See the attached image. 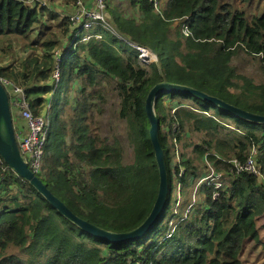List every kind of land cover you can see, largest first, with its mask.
<instances>
[{
    "label": "trees",
    "instance_id": "16d2710c",
    "mask_svg": "<svg viewBox=\"0 0 264 264\" xmlns=\"http://www.w3.org/2000/svg\"><path fill=\"white\" fill-rule=\"evenodd\" d=\"M128 1L140 20L111 12L109 27L98 22L87 30L38 0H0V41L14 38L42 52L17 67H0V79L22 90L28 110L46 117L45 172L37 177L77 218L117 235L145 221L158 192L144 110L151 88L185 86L264 116V83L239 76L232 65L244 52L259 57L264 73V10L249 21L234 8L237 1L251 8L259 0ZM83 34L91 36L86 44ZM135 47L157 62L144 64ZM103 82L115 84L132 150L129 165L122 163L118 142L108 143L93 129L92 102L102 100ZM75 85L73 102L68 93ZM154 112L168 187L146 233L119 243L90 234L2 161L0 264H245L264 252V224L258 225L264 186L234 165L252 157L264 172V124L184 92L159 94ZM198 162L213 167L206 180ZM176 189L180 201L174 205Z\"/></svg>",
    "mask_w": 264,
    "mask_h": 264
},
{
    "label": "rangeland",
    "instance_id": "374dc122",
    "mask_svg": "<svg viewBox=\"0 0 264 264\" xmlns=\"http://www.w3.org/2000/svg\"><path fill=\"white\" fill-rule=\"evenodd\" d=\"M40 3H43L47 6H50L56 10L59 15H80L83 12L92 11L94 8L93 0L85 1L81 0L83 4V9L77 8V6H72L70 0H38ZM31 5V3H28ZM107 9L104 11V15L106 21L104 24L109 27L110 25L107 23L110 18V13L114 12L118 15H122L126 18H132L134 20H140L141 14L140 12L131 6H129L128 0H107L106 2ZM234 8L243 11L248 18V20H252L256 15H260L264 10V0L255 1L251 8L247 7L246 4H242L240 2H236ZM62 13V14H61ZM60 19V18H59ZM36 53L40 55L42 52L40 50H34L30 48H26L25 45L18 40L11 38L10 40H2L0 41V67H5L8 65L18 66V64L24 60L29 54ZM154 61L157 62L155 55ZM232 65L236 68V73L239 76H245L251 78L255 84L264 83V73L261 69V64L259 57L249 56L244 52H240L237 56L233 58ZM234 83L240 86L241 82L239 80H234ZM102 100L95 99L91 108V115L94 116V126L93 129L96 130L98 136L101 139H106L108 143L116 140L119 146L122 149V163L123 165H129L132 162V150L129 147V143L127 141V131H126V123L123 119H120L118 116L119 110V100L117 93L115 91V84L110 82L107 84L105 82L102 83ZM78 87L71 88V91L68 93V96L73 100L77 96ZM236 93V88L233 89ZM72 102V103H73ZM13 102L10 99L11 111L13 114L19 113L17 107H15ZM45 117V115L43 114ZM232 127V126H231ZM233 128V127H232ZM232 130V129H230ZM187 131V130H186ZM199 138L201 135L198 136ZM194 142H197L194 137L191 139ZM179 148V147H178ZM191 149L189 148L186 152L190 154ZM188 154V155H189ZM178 155V154H177ZM200 168L201 178H204L208 172H213V167L210 163H197ZM212 168V169H211ZM176 188H178L176 186ZM177 199L180 201V196L178 193V189L174 192V197L172 199V203L177 205L175 201ZM196 203H199L201 197H196ZM264 224V217H262L258 223L259 226ZM263 235V234H262ZM245 264H264V252L257 255L256 253L250 258L249 262Z\"/></svg>",
    "mask_w": 264,
    "mask_h": 264
},
{
    "label": "water",
    "instance_id": "95a60500",
    "mask_svg": "<svg viewBox=\"0 0 264 264\" xmlns=\"http://www.w3.org/2000/svg\"><path fill=\"white\" fill-rule=\"evenodd\" d=\"M184 92L191 94L192 96L199 98L200 100L217 106L220 109L235 115L236 117L258 124H264V116L252 114L234 106H231L215 97L208 96L205 93L191 89L185 86L172 85L169 83L156 84L145 99L144 110L149 121V140L151 148L154 152L156 162L158 165L159 174V187L153 207L145 219V221L134 231L125 234H109L97 227L77 218L72 214L65 205L53 196L41 183L40 179L33 175V173L27 168L24 162L16 141L15 127L13 124V113L11 111L10 101L6 89L0 82V158L12 169L17 176L28 181L58 212L65 216L72 223L77 225L84 231L89 232L98 237H102L107 242H124L132 241L138 238L140 235L146 233L155 223L157 216L162 209L167 194V171L164 163L163 151L158 139V120L154 112V103L157 96L163 92Z\"/></svg>",
    "mask_w": 264,
    "mask_h": 264
},
{
    "label": "built area",
    "instance_id": "2783aa9c",
    "mask_svg": "<svg viewBox=\"0 0 264 264\" xmlns=\"http://www.w3.org/2000/svg\"><path fill=\"white\" fill-rule=\"evenodd\" d=\"M107 0H93L94 8L92 11L83 12L80 15H74L71 17V22L74 24L75 28L80 26V22H84L85 29H89L91 24H95L98 22L104 23L106 21L104 11L107 9L106 7ZM79 9H83V4L81 0H77L74 4ZM91 36L89 34H83L81 36L80 42L86 44L89 42ZM136 50L139 51V58L142 60L144 64H150L155 62L153 54L144 48L135 47ZM53 79L59 81V71L55 70L53 73ZM2 86L6 89L8 96H10L12 104L17 107L19 110V116L22 120H24L27 133L25 136L20 137L16 134V139L20 154L27 165V168L37 177L40 175L41 177L44 174V166H43V158H44V148L47 143V124L46 117L43 115L34 116L29 110L28 106L25 103L23 98L22 90L14 86L11 82L0 79ZM21 96V98H20ZM2 159L0 158V164ZM235 167L239 171H247L256 176L258 182L264 186V172H261L256 161L250 157L246 161L244 165H240L237 162H234ZM38 177V178H39ZM206 180L207 178H202ZM221 183L219 185H223Z\"/></svg>",
    "mask_w": 264,
    "mask_h": 264
},
{
    "label": "crops",
    "instance_id": "0c3cea01",
    "mask_svg": "<svg viewBox=\"0 0 264 264\" xmlns=\"http://www.w3.org/2000/svg\"><path fill=\"white\" fill-rule=\"evenodd\" d=\"M85 1H90V0H85ZM20 114L17 112L16 114H13V124L15 127V133L20 136L23 137L26 135L27 133V127L26 124L24 122V120H22L19 116Z\"/></svg>",
    "mask_w": 264,
    "mask_h": 264
}]
</instances>
